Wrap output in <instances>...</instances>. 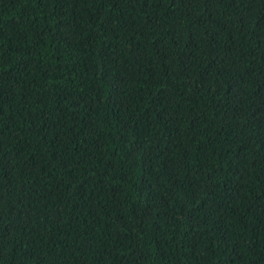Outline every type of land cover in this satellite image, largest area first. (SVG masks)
Returning <instances> with one entry per match:
<instances>
[{
    "label": "trees",
    "instance_id": "trees-1",
    "mask_svg": "<svg viewBox=\"0 0 264 264\" xmlns=\"http://www.w3.org/2000/svg\"><path fill=\"white\" fill-rule=\"evenodd\" d=\"M0 264H264V0H0Z\"/></svg>",
    "mask_w": 264,
    "mask_h": 264
}]
</instances>
